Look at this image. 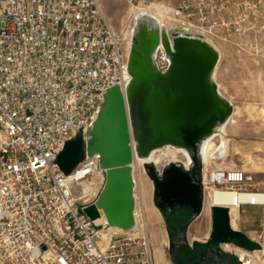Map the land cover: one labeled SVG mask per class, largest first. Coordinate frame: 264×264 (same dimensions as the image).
I'll list each match as a JSON object with an SVG mask.
<instances>
[{
	"label": "built area",
	"instance_id": "obj_1",
	"mask_svg": "<svg viewBox=\"0 0 264 264\" xmlns=\"http://www.w3.org/2000/svg\"><path fill=\"white\" fill-rule=\"evenodd\" d=\"M124 1L137 13L188 9L183 0ZM176 21L166 25L168 34ZM155 61L159 70L168 66L160 48ZM127 76L126 50L96 0H0V264H155L143 229L104 235V225L83 212L102 185L91 198L77 196L81 182L104 175L97 157L84 154L67 174L56 162L66 142L78 135L87 141L103 94ZM201 186L204 196L233 197L209 206L227 209L232 230H239L231 227L232 208L264 206V171L255 178L209 166ZM249 239L259 249L246 252L264 257V220Z\"/></svg>",
	"mask_w": 264,
	"mask_h": 264
},
{
	"label": "water",
	"instance_id": "obj_2",
	"mask_svg": "<svg viewBox=\"0 0 264 264\" xmlns=\"http://www.w3.org/2000/svg\"><path fill=\"white\" fill-rule=\"evenodd\" d=\"M144 22L145 18L141 16L138 24ZM146 30L142 29L141 33L131 38L126 68L127 73L135 77L132 119L134 123L135 120L137 122V137L133 133L129 104L124 101L118 85H114L103 94L87 141L78 135L65 143L56 159L59 168L67 174L82 161L84 154L97 157L104 170L103 185L96 203L84 207L83 212L90 220H96L103 213L110 226L123 230H131L135 226L131 217V210L135 206L131 197V182L126 168H120L132 161L130 141L136 140L141 152L171 143L189 145L196 153V142L200 135L213 134V126L228 117L207 84L208 74L218 59L216 52L199 42L176 39L173 50L166 52L170 72L162 77L156 72L151 59L157 37ZM228 111L232 114L233 108ZM191 160L192 164L198 163L202 168L196 155ZM182 166L180 162H168L158 172L155 165L143 163V170L151 181L153 197L159 193L163 197L179 200L181 204L189 203L194 217L199 216L203 210V190L196 204L194 199L189 202L195 187L191 186L187 171H181ZM197 187L202 188L200 185ZM98 207L102 208V213ZM209 212L210 233L202 241L205 243L193 241V245L206 244L213 230H216L221 235L218 242L227 243L228 239H232L234 241L230 243L249 251L259 249V245L243 232L230 228L226 208L211 206Z\"/></svg>",
	"mask_w": 264,
	"mask_h": 264
},
{
	"label": "rangeland",
	"instance_id": "obj_3",
	"mask_svg": "<svg viewBox=\"0 0 264 264\" xmlns=\"http://www.w3.org/2000/svg\"><path fill=\"white\" fill-rule=\"evenodd\" d=\"M183 1L187 3L188 9L178 16L169 15L167 7L160 5L154 9V13H157L156 17L165 27L172 24V20H177L173 25L179 26L175 27L181 26L188 28V33L201 34L206 37L207 42L219 49L221 53L217 72L219 91H222L223 96L230 98L235 110L233 127L227 134L231 144L229 155L225 160L223 158L217 162L206 159L205 167L209 163H219L223 160L225 164L234 168L252 171L254 177L258 178L260 172L264 171V0ZM96 2L127 51L134 17L137 15L134 14V8H130L124 0ZM175 2L176 0H169V3ZM238 26L240 30L236 31L235 28ZM213 148L214 140L209 144L208 153ZM155 158L159 160L154 163L159 170L170 161H179L186 167L185 156L173 147L160 148ZM134 166L137 223L133 229L145 231L153 249L155 264H171L166 251L167 237L163 232L157 208L151 204V181L145 175L142 163L136 162ZM100 190L101 187L99 192ZM209 198L208 195L205 197V209H209L208 201L211 203ZM150 205L156 210L157 216L153 214ZM210 226L211 217L208 210V214L203 211L192 219L189 230L203 233L207 227L210 229ZM224 244H229L231 248L226 249ZM224 244L221 245L222 249L233 257H237L234 248L244 250L243 252L249 251L230 242ZM258 255L256 253L254 258L256 259ZM233 260L237 262L238 257L237 260L234 258ZM250 264L261 262L255 260Z\"/></svg>",
	"mask_w": 264,
	"mask_h": 264
},
{
	"label": "bare ground",
	"instance_id": "obj_4",
	"mask_svg": "<svg viewBox=\"0 0 264 264\" xmlns=\"http://www.w3.org/2000/svg\"><path fill=\"white\" fill-rule=\"evenodd\" d=\"M135 13L137 15L134 17V25L132 27V33L130 35V39L128 42L129 47H128V50L126 51V68L128 65V57L130 58V52H131V42L130 41H131V38L133 36H135L136 34L141 33L142 29H144V30L147 29L146 31L148 33L155 34L157 37L156 48L151 53V59H152V64H153L156 72L158 73V75H160L162 77H166L167 74L170 72V70H169L170 61L167 57V59H168L167 68L164 70L158 69V67L156 65V61H155V52L158 48L162 49L165 53L169 52L170 50L172 51L173 46L175 45L176 39H184L186 41L193 42V43L199 42L205 46H209L213 49L214 52H216L218 59L208 74L207 84L214 91L215 95L217 96L218 101L220 102L222 110L224 111V113L226 115H228V117L225 118V120L223 122H217L213 126V129H214L213 134H210V135L204 134V136L200 135L198 142H196V151H197L196 153L197 154L193 152L192 147H190L189 145H177V144H171V143H165L162 145L154 146V147L150 148L147 152H141L138 150L137 141L134 140V142H133V140H131L130 141V147H132V154H133L132 155L133 156L132 161L128 165H125V166L120 167V168L121 169L126 168V171H128V177H129L130 182H131V191H132L131 197L133 199L134 204H136L135 203V195H134V187L136 184V178L134 176V171H135L134 165L136 162L142 163V166H143V163H151V164L155 165L154 163L159 161V160L158 161L156 160L155 155H156V152L160 148L162 149L163 147H165V148H172L173 147L177 151L180 150L181 152H186V154H187L186 167L187 168H190L192 165L191 158L193 157V155L195 157V155L197 156L199 154V159L201 160V163H202L201 165H202L203 169L205 168V165H206V159H210V160L212 159L215 161H219V160L223 159L225 157L226 148H227V146H226L227 143L224 141V139H222L219 142L216 149H213L209 153H208V149H209L210 142L212 140H214L216 136H218L219 134L220 135L222 134L225 124H227V122H229V119L231 118V116H230L231 113L229 114L230 111H228V110L233 108V105L231 104V102L225 96H223L221 94V92L219 91V84L216 81V77H215L216 69H217L218 63H219L220 58H221V53L216 46H215L216 47L215 48L214 45L207 42V39L205 36H203L201 34L186 33L180 27H174V30H172V32H171L172 34L171 35L168 34L165 25H163L161 23V21H159L158 18L156 17L157 13H154V14L148 13V12H146V10H143L139 13H137V11H135L134 14ZM141 16H144L145 22H144V24L141 23L139 25L138 21H140ZM166 55H167V53H166ZM134 81H135V77L132 74L128 73V76L126 77L125 81L118 85V87H119L118 89L120 90L121 95L124 98V101L129 104V108L131 111V120H132V124H133V129H134L133 133L137 137V130H136L137 122L135 120V123H134L133 119H132V116L134 117V114H132V108L134 106V102H132ZM132 138H133V134H132ZM170 162H179V161H170ZM190 162H191V164H190ZM103 176L104 175L102 173H97V175L92 179V181L81 182L80 185H81V188L83 189V192L77 194V196L85 193V195L88 196V198L93 197V195L96 194L99 185L101 183L103 185V181H104ZM101 188H102V186H101ZM99 193L100 192H98L96 194L95 200L97 199ZM210 193H211V195H210L211 203H213L214 205L219 204L222 200L233 201V197L229 193H220L218 191H213V192H209L208 194H210ZM206 196H207V194H206ZM206 196H204V203H205V197ZM240 197L242 199H246L247 196L241 195ZM259 197L264 198V196H261V195ZM94 203H96V202H94ZM98 208L101 210V213H102V208L101 207H98ZM203 208H204V205H203ZM233 209L234 208H232L230 212H233ZM234 210H236V209H234ZM131 217H133L134 223L136 224L137 220H136V214H135V206L131 210ZM96 223H102L104 225V227H103L104 230L102 231V233L104 235H108V233H111L115 230H118V231L121 230L118 227L110 226L108 224L106 216L103 213H102V215H100V217H98L96 219ZM230 223H231V227L234 228L231 221H230ZM242 253L244 255H248V259L245 261V258H244V260H243L245 262V264H250L251 262H253L255 260L261 262V264H264V259L261 258L259 255L256 259L253 257V255L258 253V252H254L252 254L245 253V252H242Z\"/></svg>",
	"mask_w": 264,
	"mask_h": 264
},
{
	"label": "flooded vegetation",
	"instance_id": "obj_5",
	"mask_svg": "<svg viewBox=\"0 0 264 264\" xmlns=\"http://www.w3.org/2000/svg\"><path fill=\"white\" fill-rule=\"evenodd\" d=\"M182 154L187 157L186 152ZM199 158V154L197 155ZM200 160V159H199ZM201 162V160H200ZM187 163V158H186ZM191 164V162H190ZM202 164V163H201ZM161 170L157 169L158 172ZM181 171H187V177L191 184L194 186L193 198L190 201L195 200L197 203V197L199 196L201 189L197 186H201V171L202 168L198 163L192 164L190 168L181 167ZM200 190V191H199ZM204 194V193H203ZM151 204L155 207L158 206L157 211L160 220L163 225V232L167 237L166 251L171 264H236L230 253H227L222 249L221 245L224 243L218 242L220 233L213 230L211 239L204 245H193V242L189 243L187 239V231L189 225L194 218V211L189 203H180L179 200L173 198L163 197L162 194H156L153 197L151 194ZM154 202V203H153ZM204 205V195H203ZM229 241H234L228 239ZM201 242V241H198ZM236 242V241H235ZM205 243V242H201ZM238 264V263H237Z\"/></svg>",
	"mask_w": 264,
	"mask_h": 264
},
{
	"label": "crops",
	"instance_id": "obj_6",
	"mask_svg": "<svg viewBox=\"0 0 264 264\" xmlns=\"http://www.w3.org/2000/svg\"><path fill=\"white\" fill-rule=\"evenodd\" d=\"M218 65H219V63H218ZM217 72H218V66H217V69H216V81H217L218 84H220L218 82V80H217ZM225 97L228 100L230 99L227 96H225ZM234 111L235 110L233 109V113L231 115V118L229 119V122H227V124H225L222 134L221 135L219 134L214 139V148L213 149H216L217 145L219 144V142L222 139H224V141L227 143L226 144L227 148H226L225 157H227L229 155L228 151H229V149L231 147L230 139L227 137V134L231 132L230 129L233 127V114H234ZM212 150L210 149L209 151H212ZM225 157H224L223 160H225ZM223 160L221 162H219V163H209L207 165V167H205V168H208L209 166L226 167V168H231L232 167V165L225 164ZM210 195H211V193L208 194V197H210ZM209 199H211V198H209ZM209 203H210V200L208 201V205H210ZM150 207L152 209L153 214H155L157 216L156 210L153 209L152 205H150ZM208 210L209 209L203 208V211L205 212V214H208ZM230 214H231V222L233 224V227L236 228V229H239V231L243 232L247 237H250V236H253V232L259 228L261 222L264 220V206H260V205H244L238 210V213H237L236 210L233 209V212H230ZM236 217L238 219V224H237V221H236ZM190 226H191V224L189 225V228H190ZM189 228H188V231H187V239H188L189 243H191L193 241H201L202 242V241L207 239V237H208V235L210 233V229L208 227L206 228L205 232H203V233L194 232L193 230H189ZM223 246L226 249H230L231 248L229 244H224ZM234 250H235L236 254L239 256L240 260H244L245 256L242 253L244 250H241V249H238V248H234ZM255 255L256 254H254L253 257Z\"/></svg>",
	"mask_w": 264,
	"mask_h": 264
},
{
	"label": "trees",
	"instance_id": "obj_7",
	"mask_svg": "<svg viewBox=\"0 0 264 264\" xmlns=\"http://www.w3.org/2000/svg\"><path fill=\"white\" fill-rule=\"evenodd\" d=\"M232 257H233V256H232ZM233 258L237 260V257H233ZM237 263L240 264L239 261H237Z\"/></svg>",
	"mask_w": 264,
	"mask_h": 264
}]
</instances>
